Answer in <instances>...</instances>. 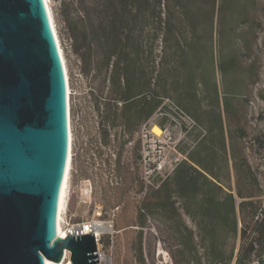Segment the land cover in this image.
I'll list each match as a JSON object with an SVG mask.
<instances>
[{
	"label": "rangeland",
	"instance_id": "1",
	"mask_svg": "<svg viewBox=\"0 0 264 264\" xmlns=\"http://www.w3.org/2000/svg\"><path fill=\"white\" fill-rule=\"evenodd\" d=\"M106 2L104 13L111 18L114 9L110 0ZM157 4L152 2L150 9L157 13L161 9L164 18L171 16L173 33L167 45L161 39L144 41L154 62L147 60L148 51L143 67L161 70L152 87L164 95L162 108L133 136L120 126L113 152L103 145V126L93 95L110 96V89H101L105 71L96 77L97 60L85 45L91 40L82 36L77 3L50 0L70 78V107L75 102L80 112L76 123L80 151L76 159L73 152L69 215L74 220L88 218L102 206L114 219L116 240L109 247L113 264H210L205 247L178 251L177 238L186 232L179 228L182 219L198 243L202 237H215L227 252L233 244L238 251L243 241L254 243L255 261L264 264L261 215L247 218L244 237L238 211L234 237L231 217L218 211L203 214L197 204L200 196L191 200L195 219L185 214L180 202L166 208L154 205L159 200L155 193L159 183L170 179L183 159L193 163L184 149L205 136L207 127L212 132L206 146L219 144L214 120L220 114L226 155L215 149L210 160L204 159L201 147L195 157L220 177L225 190L235 195L238 189L243 191L238 201L251 199L264 212V0H162L161 6ZM154 25L157 22L151 17L147 28ZM70 117L73 142L72 112ZM154 124L162 128L161 135L152 131ZM130 127H135L134 121ZM198 182L199 192L224 197L203 179ZM197 221L208 228L200 230Z\"/></svg>",
	"mask_w": 264,
	"mask_h": 264
},
{
	"label": "water",
	"instance_id": "2",
	"mask_svg": "<svg viewBox=\"0 0 264 264\" xmlns=\"http://www.w3.org/2000/svg\"><path fill=\"white\" fill-rule=\"evenodd\" d=\"M70 137L46 0H0V264H99L94 233H58Z\"/></svg>",
	"mask_w": 264,
	"mask_h": 264
},
{
	"label": "trees",
	"instance_id": "3",
	"mask_svg": "<svg viewBox=\"0 0 264 264\" xmlns=\"http://www.w3.org/2000/svg\"><path fill=\"white\" fill-rule=\"evenodd\" d=\"M75 1L83 25L82 36L86 41L91 40L85 45L89 51L94 52L93 55L97 60L96 67H94L96 77L102 75V72L105 71L101 89L104 87L110 89V96L93 95L98 117H101L100 124L103 126V145H108L111 147V151L115 152L116 146L113 142L118 137L120 126L126 127V133L133 136L145 120H148L162 108L161 100L164 95L159 89L152 87L154 76L158 77L161 70L153 67L148 71L144 69L143 57L148 51L147 60L150 59L152 64L154 62L152 60L153 53H151L152 58H150V49L146 50L144 41L161 39L167 45L173 33L170 26L173 21L171 16L164 18L161 9L158 13L150 9L152 2L155 1L158 3L157 5L161 6L162 0H110V5L114 9L111 18H108L104 13L106 0ZM151 17L154 18V23L157 22V25L148 29ZM93 45L95 50H93ZM165 48L167 47L165 46ZM88 54V58L91 60L93 57L90 52ZM92 91H95V88ZM71 112L72 122H74V125L72 123L74 131L73 152L76 159L80 151V137L76 125L80 119V112L77 110L75 102H73ZM130 121L131 123L134 121L135 127L129 128ZM214 121L218 124L221 137L219 144L216 147L206 146L212 132L211 128L207 127L205 136L199 137L193 145L188 149H184L193 163L183 159L175 167V171L170 178L172 181L164 179L159 183L158 188L155 190L159 200L154 205L158 208H166L170 205L175 206L176 202H180V207L185 214L195 219L191 210V200L200 196L201 199L197 204L203 214L210 215L218 211L222 215L225 214L226 217H231V230L234 237L238 233L239 211L241 214L239 220L244 222L242 236L246 237L248 233V228L245 225L247 218L250 216L255 218L261 215L262 220H264L263 209L260 210L259 205L251 199L237 201V195L244 197L243 191L238 189L237 195H235L232 191L225 190L220 177L195 157V153H198L201 147H203L201 151L206 153L204 159L210 160V156L215 152V149L226 155L225 134L221 115L217 114ZM187 132L189 133V130ZM101 151L102 149L99 146L98 152ZM200 179H203L205 184L212 185L224 197L216 198L214 195L199 192L198 181ZM249 207L252 209L251 213L248 210ZM175 209L179 210L178 207H175ZM197 224L200 230L208 228V225H203L202 222L197 221ZM179 228L186 231L182 233L181 237L177 238L176 245L180 252L185 250L196 251L198 246L205 247L208 251L210 264H252L256 260L254 257L257 250L252 242L243 241L238 251L236 245L233 244L227 252L225 246L220 247L218 245L215 237H202L198 243L191 226L186 220L182 219Z\"/></svg>",
	"mask_w": 264,
	"mask_h": 264
},
{
	"label": "built area",
	"instance_id": "4",
	"mask_svg": "<svg viewBox=\"0 0 264 264\" xmlns=\"http://www.w3.org/2000/svg\"><path fill=\"white\" fill-rule=\"evenodd\" d=\"M68 210L69 205L61 220L62 232H59V235L63 234L67 237L68 234L77 236L94 233L98 245L99 264H113V254L109 252V247L114 246L116 240L117 230L114 219L107 216L102 206H97L90 217L75 220L71 218ZM65 261L66 263H64ZM59 264H73L70 250H65L64 258ZM252 264L262 263L255 261Z\"/></svg>",
	"mask_w": 264,
	"mask_h": 264
},
{
	"label": "bare ground",
	"instance_id": "5",
	"mask_svg": "<svg viewBox=\"0 0 264 264\" xmlns=\"http://www.w3.org/2000/svg\"><path fill=\"white\" fill-rule=\"evenodd\" d=\"M47 3V7H48V11L50 13V17L52 20V26L54 28L55 34H56V38L58 41V45H59V49H60V53L62 55V59L64 62V67H65V71H66V77H67V92H68V100H69V120H70V111H71V107H70V94H71V87H70V78H69V74H68V68H67V64L64 58V53H63V49L58 37V33L56 31V26L55 23L53 21V17H52V10H51V5H50V0H46ZM152 131L154 133H156L157 135H161V133L163 132L162 128L157 125L154 124L152 126ZM70 154H69V159H68V164H67V168H66V174H65V178H64V183H63V189H62V195H61V201H60V206H59V232H62V223L61 220L64 218V212L67 210L68 205H69V198L71 195V190H70V179H71V168H72V164H73V149H72V131H71V120H70ZM86 193V192H85ZM58 232V233H59ZM47 262H49V264H59L57 262H55L54 260H50L47 259ZM66 263V261L64 262ZM71 263V262H70Z\"/></svg>",
	"mask_w": 264,
	"mask_h": 264
}]
</instances>
